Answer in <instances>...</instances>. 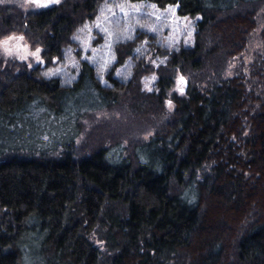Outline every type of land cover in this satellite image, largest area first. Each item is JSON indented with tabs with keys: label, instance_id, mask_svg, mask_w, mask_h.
<instances>
[{
	"label": "trees",
	"instance_id": "trees-1",
	"mask_svg": "<svg viewBox=\"0 0 264 264\" xmlns=\"http://www.w3.org/2000/svg\"><path fill=\"white\" fill-rule=\"evenodd\" d=\"M107 1L0 4V41L20 35L45 63L0 56V264H264V56L226 77L264 0H129L200 17L194 46L171 54L152 92L145 33L116 45L106 83L88 60L69 84L48 75ZM130 60L132 79L117 78ZM112 110L154 131L99 130L79 145L89 119Z\"/></svg>",
	"mask_w": 264,
	"mask_h": 264
},
{
	"label": "rangeland",
	"instance_id": "rangeland-1",
	"mask_svg": "<svg viewBox=\"0 0 264 264\" xmlns=\"http://www.w3.org/2000/svg\"><path fill=\"white\" fill-rule=\"evenodd\" d=\"M63 0H0L3 6L16 5L24 11H37L61 3ZM258 26L252 34L246 51L229 62L226 77H231L239 71L246 74L250 66L260 56H264V46L261 34L264 31V4L258 12ZM200 19L181 17L175 6L160 8L153 3L130 2L129 0H108L98 12L96 18L82 27L76 34L78 46L68 53L64 63H55L53 68L46 70L48 75H59L69 84L76 78L80 60H88L98 69V75L103 83L107 81V74L116 61L114 48L119 42L134 39L140 33L149 35L138 50L139 56L150 70L143 76V87L152 92L159 78L160 68L167 67V60L171 54L182 48H191L195 44L196 22ZM0 56L6 60H15L28 64L30 68L45 66L41 49H32L20 35H13L0 41ZM138 58V57H137ZM140 60V58H138ZM142 60V59H141ZM135 64L130 60L119 68L115 76L123 81L132 79ZM174 92L184 94L189 78L177 72L174 76ZM168 110L172 105L168 104ZM155 120V118H154ZM104 130L106 138L129 137L137 141L143 136L148 137L154 131L150 122L141 123L120 110L106 111L92 116L86 125L87 135ZM96 245L104 251V243L92 237Z\"/></svg>",
	"mask_w": 264,
	"mask_h": 264
}]
</instances>
